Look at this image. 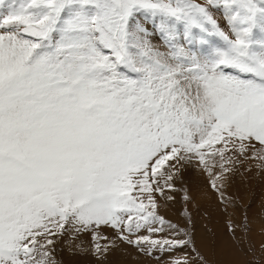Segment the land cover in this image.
Returning a JSON list of instances; mask_svg holds the SVG:
<instances>
[{
    "label": "snow or ice",
    "instance_id": "snow-or-ice-1",
    "mask_svg": "<svg viewBox=\"0 0 264 264\" xmlns=\"http://www.w3.org/2000/svg\"><path fill=\"white\" fill-rule=\"evenodd\" d=\"M0 9V264H63L57 244L84 253L85 234L101 261L120 242L206 264L156 195L195 167L223 198L241 159L264 161V0Z\"/></svg>",
    "mask_w": 264,
    "mask_h": 264
},
{
    "label": "rangeland",
    "instance_id": "rangeland-1",
    "mask_svg": "<svg viewBox=\"0 0 264 264\" xmlns=\"http://www.w3.org/2000/svg\"><path fill=\"white\" fill-rule=\"evenodd\" d=\"M0 11H2V9H0ZM248 156H251V152L248 153ZM235 168L236 171L230 174L231 179L221 189L223 198L219 193L212 190L208 182V177L200 169L192 167L182 172L180 178L175 180L176 190L168 193L174 197L177 196L174 200H171L172 205L175 203L174 214L173 212V215L171 214L172 220H170L169 215H166L167 213L165 211L168 201L156 195L158 215L162 216L163 214L162 217L166 222L177 224L179 228L186 229L193 235L196 248L204 257L206 264H264V181L261 179V175H264V161L241 159L240 162L235 165ZM183 178L192 179L193 181L189 180L190 183H188V180H186L185 187H182L180 184L183 183L181 182ZM199 178L202 180H198ZM237 178H239L240 181ZM198 181L200 182L198 183ZM194 183L199 186L196 185L194 188V185H192ZM201 184L203 187L206 186L204 190L207 191L201 192L204 196L198 193ZM197 194H200L201 198L199 199L202 200L199 201V203H197L195 197ZM185 195L190 197L188 201L183 199ZM208 204L211 208L209 206L207 207ZM162 211L163 213H161ZM195 216L198 219V229H200V227L204 228L206 231L205 234L208 235V242L210 243L208 245L201 235H197L196 232L194 233L195 230L192 228V224L194 223L193 219ZM164 227L165 231L159 234L160 237L168 235L167 224ZM146 233L144 232L142 235H147ZM97 234L98 236L108 237L107 240L99 239L97 241L102 246L111 244L114 240H111V235L115 233L110 228L103 227L98 230ZM219 235L221 238H218ZM153 236V238H159L156 234H153ZM222 238L224 239L223 242H221ZM218 239L220 241H218ZM81 240L83 245H88L90 250L92 249L93 241L91 240L90 234H85L81 237ZM224 244L227 253L226 258L229 259L227 260L228 262L225 261L222 263V260L217 258L215 252L220 250L221 246ZM119 245L120 247L123 245L128 246L129 248L123 246L126 248L125 252L127 253L130 252L135 253V255H143L140 254L137 249L127 244L120 243ZM116 248L117 247L107 253L109 259L103 257L101 261L96 259L95 256H92L91 260L87 261V258L84 257L86 254L85 252H72L67 245L61 242L56 246V259L58 261H63L64 257L74 258L69 263H66L64 260L63 264H117L116 262L114 263V257L117 253L113 255L111 253L115 252ZM157 255H159V253H157ZM173 255L175 256V254ZM83 258H85V260H80ZM148 259H151L150 263L153 261L151 264H159L156 259L150 257H148ZM163 259L167 261L169 257L165 255ZM121 263L129 264V262L125 260H122Z\"/></svg>",
    "mask_w": 264,
    "mask_h": 264
},
{
    "label": "bare ground",
    "instance_id": "bare-ground-1",
    "mask_svg": "<svg viewBox=\"0 0 264 264\" xmlns=\"http://www.w3.org/2000/svg\"><path fill=\"white\" fill-rule=\"evenodd\" d=\"M187 176V175H186ZM196 176V175H195ZM264 176V175H263ZM262 175H261V179L264 181V177H263ZM204 178V177H203ZM239 181H240V179L239 178H237ZM186 180H188V183H190L189 182V180L190 181H193L192 179H187V178H183L182 180H181V182H183V183H181L180 185L182 186V187H185V182H186ZM198 180H202V179H198ZM236 180V179H235ZM196 182H197V180H196ZM200 181H198V183H199ZM234 182V181H233ZM230 183V182H229ZM192 185H194V188L196 187V185H198V184H192ZM187 186V185H186ZM199 186V185H198ZM206 187V186H205ZM205 187H203L202 186V184L200 185V190L198 191V193H200L201 194V192H204V191H207V190H204V188ZM230 187V186H229ZM232 187V186H231ZM187 189H188V187H187ZM232 189H233V187H232ZM190 190V189H189ZM231 190V189H230ZM233 191H234V189H233ZM239 191V190H238ZM231 192V191H230ZM235 193H236V190H235ZM200 194H197L195 197H196V201H197V203H199V201H202V200H200L199 198H201L200 197ZM229 194H231V193H229ZM238 194V193H237ZM192 195V194H191ZM201 196H204V194H201ZM177 197V196H176ZM175 197V198H176ZM208 198V197H207ZM177 200V199H176ZM204 200V199H203ZM230 200V199H229ZM175 202V201H174ZM176 204H177V202H176ZM174 206H175V203L172 205L171 204V201H168V205H166V208H165V211H166V213H164V214H166V215H169V218H170V220H172V216H171V214H172V212H173V214H174V211H175V209H174ZM206 206V205H205ZM210 207V205L208 204L207 205V207ZM165 207V206H164ZM211 208V207H210ZM164 209V208H163ZM218 210V209H217ZM164 211V210H163ZM163 211L161 212V213H163ZM211 211V210H210ZM208 212V211H207ZM172 214V215H173ZM162 216H163V214H162ZM173 218H174V216H173ZM177 221V220H176ZM193 224H192V228L195 230L194 231V233L196 232V234L198 235H201L202 237H203V240H205L206 241V243H207V245L208 244H210L209 242H208V235L207 234H205V230H204V228H201L200 227V229H198V226H197V223H198V219L196 218V216H195V218L193 219ZM204 222V221H203ZM103 228V227H102ZM219 232V231H218ZM101 233V232H100ZM146 233V232H145ZM110 234V233H109ZM141 234H144V232H142ZM147 234V233H146ZM254 236V235H253ZM154 237V236H153ZM111 240H113V239H115V234L114 235H111ZM155 238H157V237H155ZM159 238H160V236H159ZM218 238H221V236L219 235V237ZM87 240V239H86ZM101 240V239H100ZM218 241H220L219 239H218ZM224 241V239L222 238V240H221V242H223ZM239 241V240H238ZM120 243L119 242H117V248H116V251L115 252H111L112 253V255L114 254V253H117V255H115V257H114V263L116 262L117 264H122L121 263V261L122 260H125V261H128L129 262V264H151V263H153V261H151V263H150V260L148 259V257L147 256H145V255H135V253H130V252H125V249L126 248H124V247H127V248H129L128 246H122V247H120V245H119ZM197 244H198V242H197ZM201 246V245H200ZM227 246V245H226ZM83 247L85 248V249H87V251L85 252L86 254H85V258H87V261H90L91 260V257L93 256L92 254H91V250H90V247L88 246V245H83ZM124 248V249H123ZM72 251V250H71ZM73 252V251H72ZM134 254V255H133ZM226 251H225V244L223 245V246H221V248H220V250H217V252H215V255L217 256V258L218 259H220V260H222V263H224L225 261H227L228 259L226 258ZM179 255V253H176L175 254V256H178ZM209 256H210V254H209ZM105 258H108V255L106 254V256H104ZM213 257V256H212ZM85 258H83V259H80V260H85ZM216 258V259H217ZM65 261H66V263H69V262H71L74 258H67V257H64L63 258ZM79 259V258H78ZM97 259V258H96ZM109 259V258H108ZM63 260V261H64ZM168 260V259H167ZM228 262V261H227ZM235 262V261H234ZM108 264V263H107ZM110 264V263H109ZM126 264V263H125ZM155 264V263H154ZM225 264H227V263H225Z\"/></svg>",
    "mask_w": 264,
    "mask_h": 264
}]
</instances>
